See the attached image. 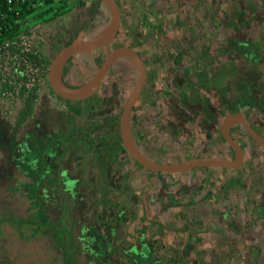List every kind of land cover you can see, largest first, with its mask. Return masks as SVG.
I'll list each match as a JSON object with an SVG mask.
<instances>
[{
    "label": "rangeland",
    "instance_id": "obj_1",
    "mask_svg": "<svg viewBox=\"0 0 264 264\" xmlns=\"http://www.w3.org/2000/svg\"><path fill=\"white\" fill-rule=\"evenodd\" d=\"M118 1L123 17L118 37L107 47L72 56L60 73L64 84L89 82L115 47L131 46L147 66L145 86L132 110L131 129L140 150L152 159L177 162L202 154L234 158L235 150L220 127L222 119L233 111L246 112L264 134V0ZM95 9L96 13L92 12ZM110 21L103 0H39L27 18L30 26L42 24L39 29L48 69L59 50L71 42L102 35ZM136 80L135 62L120 57L99 91L85 101L61 98L49 77H44L33 97L22 98L19 106L0 98V166L10 159L5 135L14 133L17 141L26 134L36 106L52 110L64 132L58 152L63 151L62 157L72 154L73 164L83 166L82 179L91 182L86 200L93 198L90 207L98 206L106 216V227L118 233L112 243L115 256L131 262L127 253L135 246L137 252L151 257L137 254L138 264H264L263 147L249 136L243 122L237 121L231 133L245 151L240 166L197 167L186 177L165 180V175L181 174L148 171L130 157L121 138L122 109ZM28 105L30 111L24 114ZM69 130L81 131L80 138L69 139L65 135ZM140 171L147 174V180L141 176L131 185V178L136 179ZM144 182L148 191L140 187ZM187 186L197 191L210 188V201L197 206L191 199L198 197L188 195L191 201L171 213L173 220L184 221L173 223L175 228L164 224L165 212L175 207L174 203H153L154 210L129 208L135 200L142 205L143 194L144 200L155 194V202L163 204L161 197L166 196L170 203L180 196L178 188ZM10 187L0 170V216L8 218L4 228L0 225V235H5L0 237V264H20L15 257L16 243L9 239L12 227L19 226L13 220L21 222L20 233L36 226L35 221L22 218L20 211L11 210L10 199L15 198L17 204L19 197ZM225 200L229 203L223 207ZM64 204L69 209L71 201ZM210 207H220L221 219L228 210L235 228L230 230L225 220L217 225L208 222ZM169 230L177 235H170ZM148 237L150 247L143 248ZM75 253L73 263L82 264Z\"/></svg>",
    "mask_w": 264,
    "mask_h": 264
},
{
    "label": "flooded vegetation",
    "instance_id": "obj_2",
    "mask_svg": "<svg viewBox=\"0 0 264 264\" xmlns=\"http://www.w3.org/2000/svg\"><path fill=\"white\" fill-rule=\"evenodd\" d=\"M66 85L77 87L84 84ZM29 107L24 114L30 111ZM34 113L35 118L27 124V133L17 141L14 133L8 137L5 135L10 159L8 164L0 166L10 188L15 189L14 194L19 197L17 204L14 203L15 198L10 199L13 202L11 210L20 211L22 218L36 223L27 232L12 231L9 236L16 243L18 262L74 264L73 253L76 251L77 260L82 264H138L137 254L144 259L151 258L150 253L137 252L135 246H131L127 253L131 262L114 255L112 243L118 233L116 229L106 227V216L98 206L90 207V199L93 198L86 200L91 182L82 179L83 166L73 164L72 154L62 157L63 151L58 152V142L64 132L58 126L56 114L37 106ZM70 130L65 134L69 139L80 138L81 131L73 133ZM91 134L94 135L93 132ZM75 160H80V157ZM9 192L12 193L10 189ZM65 200L71 201L69 209L64 206ZM16 205H19L18 209ZM70 237L75 240L70 241ZM154 262L144 261V264Z\"/></svg>",
    "mask_w": 264,
    "mask_h": 264
},
{
    "label": "water",
    "instance_id": "obj_3",
    "mask_svg": "<svg viewBox=\"0 0 264 264\" xmlns=\"http://www.w3.org/2000/svg\"><path fill=\"white\" fill-rule=\"evenodd\" d=\"M111 14V21L106 31L93 39L78 40L67 44L59 50L50 62L49 82L53 90L61 97L67 100L81 101L90 98L96 94L102 86L103 80L112 67L113 63L120 57H128L133 60L137 68V80L135 87L125 103L120 117V134L123 144L127 149L130 157L145 168L162 173H186L196 167L215 166L222 168H235L240 166L245 159L243 146L231 133L232 125L237 121H242L245 130L249 136L259 143L264 149V134L259 132L251 123L249 116L244 111H233L227 114L221 122V132L225 140L234 148V158H225L219 156H197L180 160L177 162H161L150 158L140 150L136 144L132 129L131 118L132 110L137 103L143 91L147 80V66L141 54L131 46L115 47L99 69L94 77L86 84L70 87L60 80V73L64 65L75 54L92 52L111 45L118 36L122 12L117 0H103Z\"/></svg>",
    "mask_w": 264,
    "mask_h": 264
},
{
    "label": "built area",
    "instance_id": "obj_4",
    "mask_svg": "<svg viewBox=\"0 0 264 264\" xmlns=\"http://www.w3.org/2000/svg\"><path fill=\"white\" fill-rule=\"evenodd\" d=\"M32 0H0V98L20 105L34 96L49 69L44 58L40 25L30 26L22 17ZM39 0L33 1V6ZM16 23L21 27L12 32Z\"/></svg>",
    "mask_w": 264,
    "mask_h": 264
},
{
    "label": "crops",
    "instance_id": "obj_5",
    "mask_svg": "<svg viewBox=\"0 0 264 264\" xmlns=\"http://www.w3.org/2000/svg\"><path fill=\"white\" fill-rule=\"evenodd\" d=\"M117 2L118 3H120L118 0H117ZM120 5V4H119ZM121 8V7H120ZM121 12H122V9H121ZM104 13V12H103ZM122 19H123V17H122ZM105 20H106V18H105ZM121 26H122V21H121ZM120 29H121V27H120ZM119 32H120V30H119ZM118 35H119V33H118ZM118 37V36H117ZM85 53V52H84ZM78 54H81V53H78ZM75 55H77V54H75ZM75 55H73V56H75ZM72 58V57H71ZM70 58V59H71ZM248 115V114H247ZM249 116V115H248ZM249 119H250V117H249ZM222 122V121H221ZM221 125V124H220ZM232 128V127H231ZM132 134H133V132H132ZM133 137H134V135H133ZM135 140V139H134ZM146 154V153H145ZM147 155V154H146ZM149 156V155H148ZM198 156H213V155H209V154H202V155H198ZM150 157V156H149ZM150 158H152V157H150ZM203 167H206V168H208V167H212L213 169H223L222 167H215V166H203ZM145 168V167H144ZM197 168V167H196ZM145 169H147V168H145ZM195 169V168H194ZM193 169V170H194ZM148 170V169H147ZM148 171H150V170H148ZM192 171V170H191ZM142 173V174H141ZM152 173V172H151ZM157 173H162V172H157ZM190 173V171L189 172H186V174H182V173H178V174H181V175H179V176H166L165 175V173H163V175H165L164 176V179L166 180V179H169L168 177H171V178H173V177H186V175L187 174H189ZM172 174V173H171ZM177 174V173H176ZM134 175V174H133ZM136 175H137V177H136V179H133V178H131V180H133V181H131V185H134V182H137V180L138 179H140L141 178V176H143L144 177V179H146L147 180V178H146V176H147V174H145V172H143V171H140V172H138V173H136ZM150 175V174H149ZM151 176V175H150ZM149 176V177H150ZM143 181H145V180H143ZM145 184H143L142 183V186H140L141 188L142 187H144L145 189L146 188H148L147 186H146V183L147 182H144ZM141 188H139V189H141ZM185 189H189L188 191H191L189 194H187L186 192H185ZM149 189H146V191H148ZM177 191H179V197L177 196V197H175V199L174 200H171L170 199V201H172V202H170V203H168V202H166V196H162L161 198H162V201H163V204H162V202H155V200H154V195H152L150 198L148 197L147 198V200H144V194H143V196H142V202H143V204L141 205V204H139L137 201L138 200H135L134 201V203H132V204H130L129 205V208L130 209H133V210H136V209H138L139 210V206L141 207H143L144 209H152V210H154V206H153V203H158L159 205H163V206H171L170 204H172V203H174V205H175V207H173V208H170V207H168V210L165 212V215H166V221L164 222V224H166V225H168V226H170V227H172V228H175L176 226H174L173 225V223H175V222H177L178 220H173V218H172V216H171V213L173 212V211H177V210H181L182 208H183V206L184 205H187L188 203H189V201H194L195 202V204H197V206H199V204H204V202H205V200H208V201H210L209 199H208V195H209V193H210V188H208V187H203V188H199V191H197V188H195V189H193L191 186H187L186 188L185 187H180V188H178V190ZM131 193H132V190H131ZM153 193V192H152ZM194 195V194H198V195H196V196H192V195ZM188 195L190 196L191 195V197H198L197 199L195 198V200L194 199H191L190 197H188ZM159 196V195H158ZM146 197H147V195H146ZM189 199H191V200H189ZM185 200V201H184ZM188 200V201H187ZM226 203L228 204L229 202L228 201H224L223 202V207H225L226 206ZM145 206V207H144ZM170 208V209H169ZM219 209H220V207H214V208H212V207H210V208H208V212L209 213H207V219H209L208 220V222L209 221H211L212 223H215L216 225L217 224H219L222 220H225L226 222H228V224H229V229L231 230L232 228H235L234 226L232 227L231 226V224H230V215H229V212H228V210H225V217H222L223 219H221L220 218V215H221V211L219 212ZM202 211H205V210H202ZM157 213V212H156ZM206 216V215H205ZM175 217H177V216H175ZM181 216H178L176 219H178V218H180ZM200 217H203V215H200ZM182 218V217H181ZM155 219H157V218H155ZM183 219V218H182ZM206 219V220H207ZM8 221V218H5V217H3V216H0V225L4 228L5 227V223H8L7 222ZM14 222H17L16 220H13ZM200 221V220H199ZM179 223H183V222H180V221H178ZM206 224V223H205ZM4 225V226H3ZM226 228H228V227H226ZM18 231L20 230V227L18 226ZM17 229L15 228V227H12V230L16 233L17 232ZM168 232H170L169 234L170 235H173L174 234V237L177 235L176 234V232H175V230H169ZM171 233H173V234H171ZM3 236H5L4 234H2ZM2 235H0V237L2 236ZM147 236L146 235H143V238H146ZM149 237H148V239H144V242H146L145 244H143V248H148V247H150V244H147V243H149L150 241H149ZM175 240V239H174ZM174 240H172L173 241V244L175 243V241ZM177 252V251H176ZM158 260H162L161 258H158Z\"/></svg>",
    "mask_w": 264,
    "mask_h": 264
},
{
    "label": "trees",
    "instance_id": "obj_6",
    "mask_svg": "<svg viewBox=\"0 0 264 264\" xmlns=\"http://www.w3.org/2000/svg\"><path fill=\"white\" fill-rule=\"evenodd\" d=\"M33 1H34V0H32V1L29 2V5L31 6V8H30L29 10H27V9L24 10L23 13H22V17H23V19H25V21H27L28 16L31 15V14L36 10V6H33ZM47 1H48V2H51L52 0H47ZM62 8H63V7H62ZM92 12L96 13V9H95L94 11H92ZM20 27H21V23H16L14 29L12 30V32H8V34H11V33L15 32V31L18 30ZM21 117L23 118V117H24V114H22ZM20 122H21V118H20L18 124H19ZM125 149H126V148H125ZM15 223H17L19 226H21V222H20V221L15 222ZM17 228H18V227H17ZM17 231H18V229H17ZM18 233H20V230L18 231Z\"/></svg>",
    "mask_w": 264,
    "mask_h": 264
}]
</instances>
